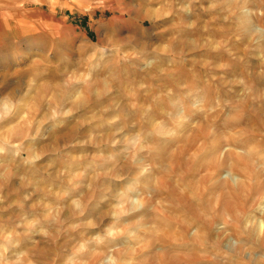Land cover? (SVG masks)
Returning a JSON list of instances; mask_svg holds the SVG:
<instances>
[{
  "label": "clouds",
  "instance_id": "clouds-1",
  "mask_svg": "<svg viewBox=\"0 0 264 264\" xmlns=\"http://www.w3.org/2000/svg\"><path fill=\"white\" fill-rule=\"evenodd\" d=\"M52 42L0 82V264H264V0Z\"/></svg>",
  "mask_w": 264,
  "mask_h": 264
},
{
  "label": "rangeland",
  "instance_id": "rangeland-1",
  "mask_svg": "<svg viewBox=\"0 0 264 264\" xmlns=\"http://www.w3.org/2000/svg\"><path fill=\"white\" fill-rule=\"evenodd\" d=\"M147 6L148 0H15L0 11V82L7 83L21 71L19 65L33 46L51 48L53 32L87 42L90 30L98 33L101 26L128 22ZM24 37L28 39L22 45Z\"/></svg>",
  "mask_w": 264,
  "mask_h": 264
}]
</instances>
